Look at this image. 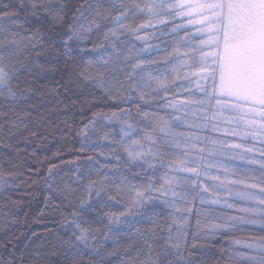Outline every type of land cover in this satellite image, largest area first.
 I'll list each match as a JSON object with an SVG mask.
<instances>
[{
    "label": "trees",
    "instance_id": "1",
    "mask_svg": "<svg viewBox=\"0 0 264 264\" xmlns=\"http://www.w3.org/2000/svg\"><path fill=\"white\" fill-rule=\"evenodd\" d=\"M8 2L9 0H0V4ZM112 2L119 4L120 0ZM123 2L128 3V0ZM29 19L35 26L43 22L31 16ZM149 21L150 26L137 32L119 29L111 22L103 23L100 32L94 33L92 37L103 45L99 52L79 51L75 48L68 52L56 40L55 48L40 57L45 69L34 70V91L26 100L13 105L16 112H9L7 118L0 115V125H3L0 129V169L24 173L15 180V185L18 186L14 185L7 192H0V214L11 212L16 220L15 223L9 221L5 228L0 215V245L6 242L7 236H12L18 239L9 248L14 249L17 255L29 253L41 245L43 249H48L58 237L66 239L70 235L71 229L67 224L74 209L82 222H88L93 228L106 232L108 220L104 214L119 215L125 209L129 202L128 195H125L129 184L139 188L146 186L151 178L159 187L167 174L175 177L167 196L154 192L153 197L159 199L154 198L137 215L129 216L128 223L113 228L120 242L127 243L132 238L129 224L144 229L151 228L156 223L164 229L158 234L167 235V226L172 224L175 217L178 218V223L172 224L173 235L179 225L183 224L184 240L191 248L193 244H205L208 225L227 223L231 226L218 230L208 238L204 247L193 249L196 264H215L216 261H221L222 264H247L242 257L235 260L230 258L235 253L249 251L245 245L258 243L260 237L264 236V227L246 222L255 217L242 209L255 207L256 204L245 200L240 194L258 193L259 188L250 186L264 184V170L259 163L238 160L233 155L234 152H239L256 161L264 159L261 155L264 142L236 134L237 126L231 112H217L208 104L198 88V81L203 85L198 68V54L182 48L178 58H170L171 64L163 62L165 49L171 50L175 40L184 35L183 28L175 34L173 28L183 24L193 37L197 35L196 29L186 26V20L174 14L167 18V23L162 24L146 11L129 15L123 23L138 28ZM113 28L116 29L118 39L110 37L105 41L103 33ZM44 41L45 44L50 43V35L45 36ZM112 44L116 47L113 48ZM91 47L92 43L89 42L88 49ZM35 51L38 49L33 50L29 59H35ZM28 56L27 51L22 52V58ZM101 56L109 60V75L114 80L125 82L120 95H131V99L123 102L113 100L100 88L77 80L71 66L74 63L77 66L85 65L89 60L99 61ZM137 57L158 63L145 65L142 73L137 69L133 79L127 81L126 73L132 71L131 66L136 63ZM66 64L69 67H65ZM149 73L159 77L166 90L149 81ZM141 76L146 82L141 81ZM141 93H146L144 100L139 99ZM200 100H203L202 104L196 102ZM6 104V101L0 102V112L6 110ZM138 110L155 113L171 122L177 133V140L181 143L179 149H165L169 154L168 158L184 159L180 154L187 152V159L200 160L199 179L189 172L161 167L159 162H156L154 169L146 171L129 165L128 156L120 143L121 123L93 117L94 112L109 116L112 112L122 116L129 112L132 117L129 122L136 123L141 120L137 116ZM17 115L22 118V122L17 121L18 127L13 128L10 121L16 120ZM6 119L9 123H5ZM94 119L97 122L89 124ZM86 124L87 128L84 127ZM83 132L87 135L82 134ZM105 133H108L107 139ZM212 141L217 143L213 144ZM223 142H227L228 147H224ZM5 144L12 147H5ZM192 145L196 147L193 148ZM201 148L205 149L202 153ZM248 149L251 151H247ZM220 152L223 154L218 157L219 154L216 153ZM117 156L119 159H116ZM53 165L56 166V180H45L48 168ZM92 180L97 182V186L101 181L109 185L113 181L119 184L120 196H116L118 189L114 186L109 187L107 195L116 196V200L120 202L108 200L107 195L97 197L94 192L89 197L85 186ZM194 180L198 186L194 187ZM49 184L53 187L50 188ZM64 184L71 185L73 190L72 195L67 198ZM173 191L178 195L173 196ZM6 196L20 201L19 207L10 202L5 207ZM81 200L85 201L83 209L80 208ZM173 202L181 209L180 212L169 206ZM65 216L68 220L64 219ZM108 244L111 245V241ZM0 255H6L2 247ZM108 260L111 264H118L117 257H108Z\"/></svg>",
    "mask_w": 264,
    "mask_h": 264
},
{
    "label": "snow or ice",
    "instance_id": "2",
    "mask_svg": "<svg viewBox=\"0 0 264 264\" xmlns=\"http://www.w3.org/2000/svg\"><path fill=\"white\" fill-rule=\"evenodd\" d=\"M145 11L162 24L167 23V18L174 14L186 20L188 26L195 27L197 33L195 37L189 34L188 28L183 24L173 28V34L183 28L184 35L175 40L171 50L165 49L163 62L171 64L170 58H178L182 48L198 54L200 80L203 81V85L198 81V88L203 92L208 104L217 112L227 110L241 114L242 117L249 116L250 119L247 120L251 129L249 134L253 135V138L259 136L261 142H264V0H159V2L153 0L143 3L141 0H128V3L120 0L119 4L112 0H108L107 3L105 0H9L8 3H2L0 4V98H2L0 102L6 101L7 104L6 110L0 112V115L7 118L9 112H16L13 105L26 100L34 91L32 87L34 70L45 69L46 66L40 62V57L55 48L56 40L68 52H72L74 48L79 51L99 52L103 45L94 41L92 37L94 33L100 32L103 23L111 22L119 29L137 32L150 26L151 21L139 25L138 28L125 25L123 21L129 15ZM29 16L43 22L39 26L32 25ZM49 35L51 42L45 44L44 37ZM103 37L105 41L110 37L118 39L116 29L105 31ZM89 42L92 43L91 49H88ZM111 46L116 47L115 44ZM35 49H38L34 54L35 59H29ZM23 51H27L29 56L22 58ZM185 54L187 55V51ZM150 63L154 64L158 61H146L137 57L136 63L131 66L132 71L126 73L125 79L131 81L137 69L142 73L145 65ZM108 65L109 60L101 56L99 61L89 60L87 64L80 66L74 63L71 67L78 81L100 88L111 99L121 102L131 99V95H120L125 82L114 80L109 75ZM65 67L69 66L66 64ZM148 79L166 90L159 77L151 76L149 73ZM141 81L146 82L143 76ZM129 87L132 85L129 84ZM145 95L146 93H141L139 99L144 100ZM196 102L202 104L203 100ZM137 116L141 120L130 123L132 117L129 112H125L123 116L117 112H112L110 116L93 113V117L121 123L120 143L128 156L129 165L146 171L154 169L156 162H159L161 167L189 172L199 179L200 160L187 159V152L180 154L185 157L184 159L169 160L168 158L169 154L165 149L171 147L179 149L181 143L177 140V133L171 122L147 111L138 110ZM17 121L22 122L19 115L16 120L10 121L13 128L18 127ZM96 122L94 119L89 121V124L94 125ZM5 123L9 121L6 119ZM84 127L87 128L88 125ZM2 128L3 125H0V129ZM82 134L87 135L86 132ZM107 138L108 133H105V139ZM212 143L215 144L217 141ZM223 146L228 147L227 142H223ZM5 147L12 145L5 144ZM192 147L196 146L192 145ZM232 147H240V145H232ZM204 150L201 148L200 152ZM261 155L264 156V151ZM116 159L119 157L117 156ZM249 162L259 163L264 170V159L259 161L253 159ZM55 167L53 165L48 168L45 180L48 178L56 180ZM23 175L22 171L0 169V192H7L9 187L15 185V180ZM60 179L63 180V177ZM174 181V176L170 177L166 174L159 187L151 181V178L146 186L139 188L129 184L125 193L129 197V202L125 209L119 215L104 214L108 220V224L105 225L106 232L100 228H93L88 222H82L79 213L74 209L70 213L71 220L64 217L68 220L70 235L66 239L58 237L48 249H43L41 245L29 253L17 255L9 245H13L18 237L7 236L6 242L0 245L6 252V255H0V264H111L108 257H117L118 264H196L193 249L204 247L209 237L222 228L230 227V224L208 225L205 244H193L191 248L184 240L183 224L179 225L176 234L173 235L172 224L178 223V218L175 217L172 224L167 226V235L158 234L164 229L156 223H153L151 228L144 229L129 224L132 238L127 243H121L113 232L114 227L128 223V217L137 215L146 203L154 198L159 199L153 197L154 192L167 196ZM192 183L194 187L198 186L195 180ZM110 186L118 189L116 196L121 195L120 185L114 181L111 185L101 181L99 186L96 181H89L85 191L89 197L93 192L97 197H102L107 195ZM49 187L52 188L53 185L49 184ZM250 187L259 188V192L240 195L245 200L254 201L256 206L244 208L242 211L255 217L247 220V223L260 224L264 227V184H253ZM64 191L65 198L71 196L73 192L71 185L64 184ZM176 195L178 193L173 191V196ZM116 196L107 195V199L116 200ZM9 202L16 207L21 203L6 196L4 206L7 207ZM116 202L120 201L116 200ZM214 202L218 203V201ZM84 204L85 201L81 200V209ZM169 206L175 208L176 212L181 211L174 202ZM0 215L5 222V228L9 221L16 222L11 212H3ZM61 215L63 216V213ZM108 241H111V245ZM245 247L249 251L235 253L230 260L242 257L247 264H264V236L260 237L258 243L247 244ZM215 264L222 262L216 261Z\"/></svg>",
    "mask_w": 264,
    "mask_h": 264
},
{
    "label": "rangeland",
    "instance_id": "3",
    "mask_svg": "<svg viewBox=\"0 0 264 264\" xmlns=\"http://www.w3.org/2000/svg\"><path fill=\"white\" fill-rule=\"evenodd\" d=\"M186 26H188V25L186 24ZM231 114L233 115V118L235 119V123L234 124H235V126H237V128H236V132L237 133L236 134L242 135V136L244 135V137H251L254 140L261 141V138L259 136H256L255 138H253V135L249 134L251 132V129H250V127L247 124V120L250 119L249 116L244 115L242 117L241 114H237V113H234V112H231ZM216 154H219L218 157L219 156L221 157L223 153L220 152V153H216ZM233 157L237 158L238 160H242V161H250V160L254 159V158H249V157H247V156H245L243 154L241 155L239 152H237V153L234 152Z\"/></svg>",
    "mask_w": 264,
    "mask_h": 264
}]
</instances>
